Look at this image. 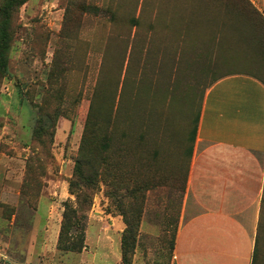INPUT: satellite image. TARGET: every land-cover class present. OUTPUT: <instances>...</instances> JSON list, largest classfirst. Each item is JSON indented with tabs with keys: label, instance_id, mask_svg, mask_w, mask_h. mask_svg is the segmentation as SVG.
I'll list each match as a JSON object with an SVG mask.
<instances>
[{
	"label": "rangeland",
	"instance_id": "1",
	"mask_svg": "<svg viewBox=\"0 0 264 264\" xmlns=\"http://www.w3.org/2000/svg\"><path fill=\"white\" fill-rule=\"evenodd\" d=\"M250 1L264 18V0ZM12 26L0 73V264H126L122 233L136 216L127 264H171L205 93L222 75L264 77V26L222 0H26ZM77 159L96 187L84 246L65 253ZM260 206L253 264H264V192Z\"/></svg>",
	"mask_w": 264,
	"mask_h": 264
},
{
	"label": "crops",
	"instance_id": "2",
	"mask_svg": "<svg viewBox=\"0 0 264 264\" xmlns=\"http://www.w3.org/2000/svg\"><path fill=\"white\" fill-rule=\"evenodd\" d=\"M264 192V84L246 74L206 91L171 264H253Z\"/></svg>",
	"mask_w": 264,
	"mask_h": 264
},
{
	"label": "trees",
	"instance_id": "3",
	"mask_svg": "<svg viewBox=\"0 0 264 264\" xmlns=\"http://www.w3.org/2000/svg\"><path fill=\"white\" fill-rule=\"evenodd\" d=\"M26 0H4L0 4V73L3 74L8 63V52L12 40V23L14 13L20 5ZM226 8H230L243 20L259 22L264 26V18L260 12L252 5L250 0H222ZM259 30V27H256ZM239 34L242 35L244 30L238 28ZM240 39V38H239ZM241 40V39H240ZM243 40V39H242ZM261 43L262 51L258 54L264 59V33L256 41V45ZM264 72V67H263ZM238 74V73H232ZM241 74V73H240ZM243 74V73H242ZM230 75V74H226ZM226 75H222L224 77ZM250 75V74H246ZM258 75V74H257ZM262 81L264 84V77L261 75H250ZM219 77V78H221ZM218 78V79H219ZM217 80V79H216ZM38 126V134L43 129L44 120L40 118ZM196 128L193 130L195 134ZM192 140L194 137L192 136ZM89 163L86 160L77 159L74 166L73 177L69 180V192L75 195L76 206H72L69 202H64V210L62 213V221L57 240V249L61 252L80 253L84 246V224L83 220L86 211L92 202V196L96 187L94 173L87 168ZM126 225L121 238V259L124 263H129L131 255L133 254L134 239L137 229V216L133 219L126 218ZM71 227H74L75 233L69 234ZM174 241V240H173Z\"/></svg>",
	"mask_w": 264,
	"mask_h": 264
}]
</instances>
